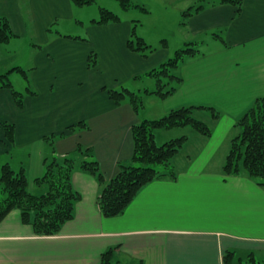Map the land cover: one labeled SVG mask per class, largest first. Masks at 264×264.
Here are the masks:
<instances>
[{
    "label": "crops",
    "instance_id": "0c3cea01",
    "mask_svg": "<svg viewBox=\"0 0 264 264\" xmlns=\"http://www.w3.org/2000/svg\"><path fill=\"white\" fill-rule=\"evenodd\" d=\"M164 1L183 4L182 14L176 15L179 42L173 44L164 32L154 39L140 32L154 48L142 56L127 48L138 18L94 25L82 40L54 30L60 21L75 20L71 0H0V15L8 19L14 36L34 39L30 62L26 68L17 66L34 93L26 84L23 104L17 106L11 89L0 86V163L15 170L23 166L31 191L43 173L46 135L63 133L55 140L58 154L78 143L92 147L110 179L118 171L117 162L132 156V126L142 119L188 105L220 113L212 119L208 137L186 129L188 139L171 159L175 177L143 186L118 216L101 214L99 185L80 170L71 177L81 196L74 217L57 235L37 236L31 225L21 222L18 210L9 212L0 223V264H100L108 247L115 248L116 264H223L226 251L264 259V186L247 174L222 171L235 122L264 96V0H243L239 14L234 5L216 4L189 15L185 11L196 0ZM188 42L196 53L183 58L178 89L160 98L161 103L150 99L155 116H145L144 105L136 111L129 102L117 105L109 98L106 88L129 81L133 91L141 90L144 79L139 78ZM204 45L209 48L201 50ZM91 52L98 62L89 68ZM79 121L87 129H68ZM4 124L13 125V142L6 138ZM160 132L155 133L159 143L177 135L171 131L158 139Z\"/></svg>",
    "mask_w": 264,
    "mask_h": 264
},
{
    "label": "trees",
    "instance_id": "16d2710c",
    "mask_svg": "<svg viewBox=\"0 0 264 264\" xmlns=\"http://www.w3.org/2000/svg\"><path fill=\"white\" fill-rule=\"evenodd\" d=\"M71 1L74 4H86L92 0ZM119 1L124 9L138 7L130 0ZM216 4L234 5L239 14L243 0H196L185 11V15L198 11L205 5ZM117 21L119 17L105 9L102 19L95 22L105 24ZM11 36H14V33L8 19L0 15V42L7 41ZM71 37L86 40L85 37ZM193 44L188 42L176 49L172 56L144 74L153 79V89L136 92L124 86L106 88L109 98L117 105L129 102L138 111L143 107V94H154L159 98L172 95L182 81L178 70L183 58L196 53L197 48ZM127 48L142 56H147L154 50L142 37L137 36L133 29L127 41ZM97 62L96 53L91 52L87 66L92 68ZM13 70L23 75L27 81V89L34 93L29 88L25 71L19 67H14ZM0 86L10 88L17 106H22V92L14 89L6 73L0 75ZM200 110L210 112L214 120L220 116L219 111L213 107L188 105L173 108L158 118H144L134 124L133 154L128 160L117 162L118 171L110 179L105 178L92 147L78 143L72 151L58 154L54 147L55 140L63 136V133L44 136L48 154L43 159V173L33 181L36 191L28 188V178L23 166L15 170L8 162L0 164V223L9 212L18 210L21 222L31 225L35 235H57L64 223L74 217L75 205L81 197L72 186L71 177L75 170L88 173L97 181L99 192L96 204L103 216L115 217L122 214L143 186L159 178L175 177L171 159L182 148L188 136L185 133L158 143L155 138L158 130L189 126L204 137L211 135L212 127L196 116L195 112ZM234 126L236 133L230 140L222 171L225 175L247 174L255 179L257 184L264 186V96L257 98ZM3 127L6 138L13 142V125L4 124ZM87 127L86 122L79 121L68 126V129L78 131ZM222 261L223 264H264V259L257 260L251 253L239 257L233 251H226ZM100 264H116L114 247H108L101 253Z\"/></svg>",
    "mask_w": 264,
    "mask_h": 264
},
{
    "label": "rangeland",
    "instance_id": "374dc122",
    "mask_svg": "<svg viewBox=\"0 0 264 264\" xmlns=\"http://www.w3.org/2000/svg\"><path fill=\"white\" fill-rule=\"evenodd\" d=\"M132 4L138 5L131 6L127 9H124L121 6L119 0H92L90 3L86 4H74V14L75 20H72L68 23H63L60 21L59 25L54 27V30H60L61 32H69L74 35H79L81 37L89 38V27L97 24L95 21L102 19V14L104 10H109L116 14L119 17V20L125 19L126 17H135L138 18V21H134L132 24V29L135 31V34L139 36L140 32L144 34L146 38L152 37L157 38L159 32H164L168 38H170L173 44L179 42L176 26L177 22L180 19L176 18L177 13L180 15L183 12L181 9L183 6L182 3L169 2L164 0H130ZM142 5L145 7L142 8ZM168 7V8H167ZM180 10L181 13H180ZM128 11V14H125ZM95 22V23H94ZM113 23V22H109ZM136 24V25H135ZM180 31V30H179ZM94 34V33H92ZM34 39L31 37H16L11 36L7 41L0 42V75L6 73L8 79L11 81L14 89L24 92L26 81L24 80L23 75L13 70L14 67L23 66L30 62L31 49ZM151 46V44H149ZM152 47V46H151ZM209 47L204 45L201 46V50L208 49ZM174 52L170 55L172 56ZM26 68V67H25ZM144 79L141 86L143 91L145 88H153L154 81L148 76H142L139 79ZM147 78V79H146ZM138 79V80H139ZM150 79V80H148ZM130 90H134L135 86L132 82H126L124 85ZM150 95H153L150 97ZM144 107L142 108V113L145 116H155L154 108L151 105L150 99H155L158 103H161L159 97H156L154 94H143ZM210 112H205L203 115L199 114L197 118L204 120L208 125L212 126V118ZM186 129H191V127L186 126V128H174L173 130H159L161 134H158L157 138L160 139V135H167V133H172L171 131H176L177 135L185 134ZM169 131V132H167ZM174 136V137H175ZM167 138H170L169 136ZM173 138V137H172ZM168 140V139H167ZM159 143V142H158ZM1 164V163H0ZM36 191V190H35Z\"/></svg>",
    "mask_w": 264,
    "mask_h": 264
}]
</instances>
